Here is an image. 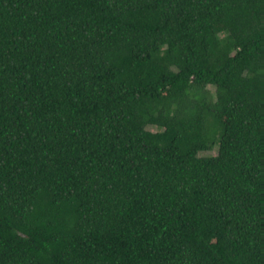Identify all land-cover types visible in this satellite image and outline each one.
I'll use <instances>...</instances> for the list:
<instances>
[{
    "label": "trees",
    "instance_id": "obj_1",
    "mask_svg": "<svg viewBox=\"0 0 264 264\" xmlns=\"http://www.w3.org/2000/svg\"><path fill=\"white\" fill-rule=\"evenodd\" d=\"M0 264H264V0H0Z\"/></svg>",
    "mask_w": 264,
    "mask_h": 264
},
{
    "label": "rangeland",
    "instance_id": "obj_2",
    "mask_svg": "<svg viewBox=\"0 0 264 264\" xmlns=\"http://www.w3.org/2000/svg\"><path fill=\"white\" fill-rule=\"evenodd\" d=\"M148 129H149V130H154V129H153V128H151V127H149Z\"/></svg>",
    "mask_w": 264,
    "mask_h": 264
}]
</instances>
